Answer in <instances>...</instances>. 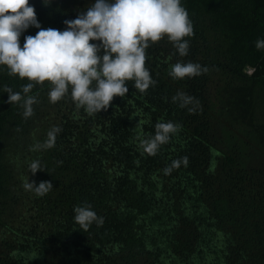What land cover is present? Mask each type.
<instances>
[{
  "label": "trees",
  "instance_id": "trees-1",
  "mask_svg": "<svg viewBox=\"0 0 264 264\" xmlns=\"http://www.w3.org/2000/svg\"><path fill=\"white\" fill-rule=\"evenodd\" d=\"M29 2L42 27L64 30L94 0ZM181 3L194 27L188 55L166 37L152 44L146 67L157 84L141 93L127 82V95L98 114L70 97L50 103L45 81L28 94L38 103L24 119L4 88L22 92L29 81L0 66V264H264V49L255 47L264 0ZM189 61L209 71L169 76ZM178 91L199 100L194 114L172 102ZM157 122L181 128L151 156L139 142ZM53 126L62 129L55 147L33 150ZM184 156L187 166L164 173ZM35 160L43 170L32 175ZM28 180L53 188L38 196ZM84 203L103 226L75 223Z\"/></svg>",
  "mask_w": 264,
  "mask_h": 264
},
{
  "label": "clouds",
  "instance_id": "clouds-1",
  "mask_svg": "<svg viewBox=\"0 0 264 264\" xmlns=\"http://www.w3.org/2000/svg\"><path fill=\"white\" fill-rule=\"evenodd\" d=\"M45 6L49 4L42 0ZM64 30L42 27L35 8L29 0H0V66H6L10 76L29 81L21 91L5 86L7 103L19 104L23 118L34 115L35 96L28 95L36 85L50 82L49 102L55 104L70 97L77 109L88 115L106 111L116 97L124 98L129 92L127 82L141 93L154 87L157 81L146 67V50L165 37L181 57L187 56L189 42L194 35L193 23L181 0H94L75 19L63 21ZM30 27L36 34L20 37ZM257 50L264 49V39L255 42ZM207 67L194 62H177L171 66L169 76L174 80L193 78L206 74ZM23 93V95H22ZM180 108L194 114L199 100L183 91L172 97ZM193 105V107H188ZM181 126L173 122H157L155 133L139 142L144 153L155 156L161 146L170 142ZM19 130V129H18ZM62 129L53 126L46 140L37 143L33 150L55 147ZM188 157L173 160L164 173L188 165ZM32 175L42 171L40 161L30 163ZM25 190L38 196L48 193L50 181H26ZM74 221L87 231L95 223L103 226L104 218L84 203L74 208Z\"/></svg>",
  "mask_w": 264,
  "mask_h": 264
},
{
  "label": "built area",
  "instance_id": "built-area-1",
  "mask_svg": "<svg viewBox=\"0 0 264 264\" xmlns=\"http://www.w3.org/2000/svg\"><path fill=\"white\" fill-rule=\"evenodd\" d=\"M252 71V70H251ZM251 71H249L251 73Z\"/></svg>",
  "mask_w": 264,
  "mask_h": 264
},
{
  "label": "rangeland",
  "instance_id": "rangeland-1",
  "mask_svg": "<svg viewBox=\"0 0 264 264\" xmlns=\"http://www.w3.org/2000/svg\"><path fill=\"white\" fill-rule=\"evenodd\" d=\"M249 71H251V70H249Z\"/></svg>",
  "mask_w": 264,
  "mask_h": 264
}]
</instances>
